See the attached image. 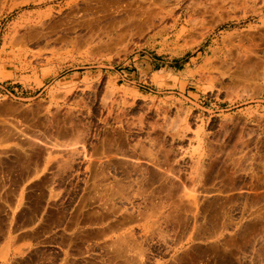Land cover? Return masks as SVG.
<instances>
[{"label":"rangeland","instance_id":"rangeland-1","mask_svg":"<svg viewBox=\"0 0 264 264\" xmlns=\"http://www.w3.org/2000/svg\"><path fill=\"white\" fill-rule=\"evenodd\" d=\"M84 207L142 264L187 223L264 264V0H0V264Z\"/></svg>","mask_w":264,"mask_h":264},{"label":"crops","instance_id":"crops-1","mask_svg":"<svg viewBox=\"0 0 264 264\" xmlns=\"http://www.w3.org/2000/svg\"><path fill=\"white\" fill-rule=\"evenodd\" d=\"M49 209L51 207L39 208L36 216L29 223L22 221L17 222V224L23 228L26 225L40 224L42 223V211ZM75 209L79 210L80 208ZM46 218L48 219L44 216L43 221H46ZM117 221L110 223V218L106 216L95 218L92 207H84L80 216L72 215V213L66 214L61 223L63 229L58 231V236H61L62 240L59 243L61 253L57 256L56 264H142L136 257L127 256L121 249L122 237L119 233L115 234L116 229L114 228L115 224L118 225ZM181 225L180 238L177 239L176 243L166 240L165 245L157 248L156 253L150 256L144 264H204L207 253L212 251L207 247V244H191L189 224L187 223L186 227L184 224ZM117 231L119 230L117 229ZM14 233H16L14 235L15 240L11 247L20 248L21 252H11L9 263L28 264L35 261L32 253H30L31 245L28 244H31L30 240L36 232L16 230ZM234 237L236 234L235 236L232 234L225 235L224 239L225 241H232ZM179 243L178 251L168 250V247H174L175 244L179 245ZM224 249L222 245L214 247L217 254L227 255ZM232 252L231 250L230 254Z\"/></svg>","mask_w":264,"mask_h":264}]
</instances>
